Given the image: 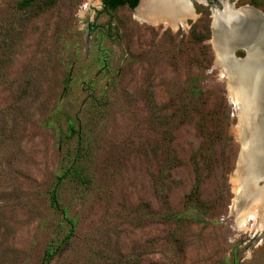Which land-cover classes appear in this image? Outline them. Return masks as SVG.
Segmentation results:
<instances>
[{"label":"rangeland","instance_id":"obj_1","mask_svg":"<svg viewBox=\"0 0 264 264\" xmlns=\"http://www.w3.org/2000/svg\"><path fill=\"white\" fill-rule=\"evenodd\" d=\"M17 1L0 0V264H41L71 223L48 264H264V182L243 151L264 100V0H194L172 24L127 6L110 19L100 0ZM245 7L251 58L241 31L212 27ZM63 113L86 182L64 181L59 213L49 191L77 140ZM202 123L214 147L194 159Z\"/></svg>","mask_w":264,"mask_h":264},{"label":"trees","instance_id":"obj_2","mask_svg":"<svg viewBox=\"0 0 264 264\" xmlns=\"http://www.w3.org/2000/svg\"><path fill=\"white\" fill-rule=\"evenodd\" d=\"M101 2V10L108 15L110 19L113 18V12L120 8L127 6L129 9L134 10V8L138 5L139 0H100ZM43 6H46L45 2H42L41 0H18L16 2V8L21 11H27V10H34V11H40ZM195 94V92H193ZM195 97V96H194ZM65 114V121L68 125V135L70 137L76 136V145L72 149L67 148V165L59 177H57L55 184L49 191V200L51 207L59 212L62 213L63 210L60 205L59 197H60V191L61 186L64 183L66 179H72L76 182H80L85 184V174H84V167L83 162L86 159V152L84 150L83 146V140H82V132L79 128L75 127V122L73 117H69L67 113ZM205 125L202 123L201 125V131L203 132V136L205 141H207L206 146H201L197 152L194 155V159L196 156H204L208 157L209 153L214 147V141L212 139L213 134H211V137L209 134L205 131ZM216 137V135H214ZM197 171V170H196ZM195 171V172H196ZM163 204L166 208H168L167 200L165 197L162 199ZM185 207L187 209L189 208H198V198H197V190H194L192 193H190L187 196ZM188 217L181 216L179 213H167L163 217H160L159 220L163 221H173V222H185ZM190 218V217H189ZM74 225L70 224V230L69 233L65 236V238L59 242L58 244L51 245L49 249L44 253L41 264H48L55 255L62 250L64 245L70 240L73 232H74Z\"/></svg>","mask_w":264,"mask_h":264},{"label":"bare ground","instance_id":"obj_3","mask_svg":"<svg viewBox=\"0 0 264 264\" xmlns=\"http://www.w3.org/2000/svg\"><path fill=\"white\" fill-rule=\"evenodd\" d=\"M188 6V4H187ZM187 8L185 0H141L139 8L136 10V13L138 12V15L142 17L147 18H153L156 17H166L167 21H171L172 23L185 17L187 15ZM244 14H248V11H243ZM190 12L189 15L190 16ZM217 21V20H216ZM178 22H181L180 20ZM218 23H221L218 21ZM215 33V32H214ZM262 70V69H261ZM248 69L243 70L242 72H239V74L242 75L243 80L247 77ZM253 82V81H252ZM261 83V82H260ZM245 86V85H244ZM250 86V85H249ZM258 87V86H257ZM255 89V88H254ZM252 92H254L252 90ZM251 93V92H250ZM252 96V95H251ZM255 96V95H254ZM260 98V97H259ZM247 103L248 108L252 106L251 99L248 100ZM261 104L260 112H257V115H260V118L257 120V122L253 123L252 126L257 127V129L250 128L247 132H249V136L246 140V147L244 149L243 144V151L247 155L249 161H250V174L247 175V179H251V177L256 176L258 174L264 173V159L262 154L261 145L264 141V100ZM248 118L250 117V113L247 114ZM258 124V125H257ZM252 129V131H251ZM251 191H249L250 193ZM264 192V191H262ZM262 192H257L252 197L254 199L260 200L259 195ZM264 198V197H263Z\"/></svg>","mask_w":264,"mask_h":264},{"label":"water","instance_id":"obj_4","mask_svg":"<svg viewBox=\"0 0 264 264\" xmlns=\"http://www.w3.org/2000/svg\"><path fill=\"white\" fill-rule=\"evenodd\" d=\"M191 1L192 0H186V3L188 4V9L189 12L190 10H192L191 8ZM141 0H139L138 5L134 8V10H137L140 6ZM243 11H248V14H244ZM256 12L255 9H253L252 7H245V8H241L238 10H231L228 9L227 11H223L222 15H220L219 13L215 14L213 23H212V27L216 30L217 28H224L227 32H229L231 35L235 34L236 32L241 31L237 38L241 40L240 44L237 47H243L245 49H247V51H249L248 57L251 58L252 54L254 52H258L260 51L262 45L259 44L258 42L256 43L251 41L250 43L247 42L246 37L248 35L249 32H254L255 30L252 29V26L248 24V19L249 17H252V15ZM264 17V13L262 14ZM247 18V20H246ZM217 20V21H216ZM218 21H220L221 23H218ZM247 21V22H246ZM252 29V31L250 30ZM213 31V35L214 32ZM234 54V53H233ZM258 125V124H257ZM250 128H254L257 129V127H253L251 126ZM252 131V129H251ZM261 149H262V154H263V159H264V141L263 144L261 145ZM246 155V154H245ZM246 160H247V173L248 175L250 174V161L246 155ZM259 178V181H263L264 182V173L258 174L256 176L251 177L256 179Z\"/></svg>","mask_w":264,"mask_h":264},{"label":"flooded vegetation","instance_id":"obj_5","mask_svg":"<svg viewBox=\"0 0 264 264\" xmlns=\"http://www.w3.org/2000/svg\"><path fill=\"white\" fill-rule=\"evenodd\" d=\"M193 1H194V0L191 1V8L193 7V6H192ZM195 1H197V0H195ZM203 1H205L209 6H211V5H213V4H217V3H219L221 0H203ZM185 3H186V0H185ZM186 8L188 9V7H187V3H186ZM187 15H189V9L187 10ZM187 15H186V16H187ZM179 20H181V19H179ZM165 22H166V21H165ZM166 24H172V22H171V21H170V22L167 21Z\"/></svg>","mask_w":264,"mask_h":264},{"label":"crops","instance_id":"obj_6","mask_svg":"<svg viewBox=\"0 0 264 264\" xmlns=\"http://www.w3.org/2000/svg\"><path fill=\"white\" fill-rule=\"evenodd\" d=\"M240 48H243V47H240ZM243 49H245V48H243ZM246 50V57H248V54H249V51H247V49H245Z\"/></svg>","mask_w":264,"mask_h":264}]
</instances>
